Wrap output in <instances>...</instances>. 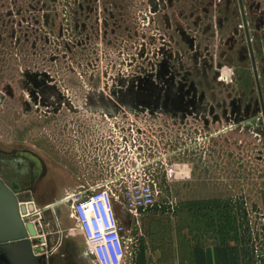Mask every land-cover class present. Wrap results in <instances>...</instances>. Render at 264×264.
<instances>
[{"label":"rangeland","instance_id":"374dc122","mask_svg":"<svg viewBox=\"0 0 264 264\" xmlns=\"http://www.w3.org/2000/svg\"><path fill=\"white\" fill-rule=\"evenodd\" d=\"M242 3L0 0V171L35 203L39 264H95L66 196L106 179L126 264H196L212 244L264 260V115L243 17L264 96V0ZM136 162L157 195L129 211L121 177Z\"/></svg>","mask_w":264,"mask_h":264},{"label":"built area","instance_id":"2783aa9c","mask_svg":"<svg viewBox=\"0 0 264 264\" xmlns=\"http://www.w3.org/2000/svg\"><path fill=\"white\" fill-rule=\"evenodd\" d=\"M125 175L128 185L122 190L121 205L129 211L151 206L156 201V181L148 171V163H129ZM67 197L76 225L83 234V254L95 264H126L131 242L125 224L115 209L116 194L110 180H102L92 188Z\"/></svg>","mask_w":264,"mask_h":264},{"label":"water","instance_id":"95a60500","mask_svg":"<svg viewBox=\"0 0 264 264\" xmlns=\"http://www.w3.org/2000/svg\"><path fill=\"white\" fill-rule=\"evenodd\" d=\"M240 3L243 9L241 0ZM251 56L264 115V96L253 50ZM29 210H35L34 204H19L16 193L0 179V261L3 264H39V256L29 239V235H37V230L33 223L25 224L22 217Z\"/></svg>","mask_w":264,"mask_h":264},{"label":"crops","instance_id":"0c3cea01","mask_svg":"<svg viewBox=\"0 0 264 264\" xmlns=\"http://www.w3.org/2000/svg\"><path fill=\"white\" fill-rule=\"evenodd\" d=\"M264 240V237H262ZM264 257V256H263ZM245 257L237 255V247L234 244H212L202 247L196 253V264H264V260L255 259V256ZM182 264H187V260Z\"/></svg>","mask_w":264,"mask_h":264},{"label":"flooded vegetation","instance_id":"af4514ba","mask_svg":"<svg viewBox=\"0 0 264 264\" xmlns=\"http://www.w3.org/2000/svg\"><path fill=\"white\" fill-rule=\"evenodd\" d=\"M242 6H243V3H242ZM242 11H243V9H242ZM243 17H244V21H245V33H246V38H247V41H248V48H249L250 57H251V60H252L251 50H253V53H254V48H253V44H252V38H251V34H250V29H249V26H248V22L245 19L244 13H243ZM14 168L16 170H21L18 166L14 167ZM1 173L2 172L0 171V175H1L0 176V179H2L16 193V195L19 197L18 193H19V191H21V188H20L19 183L17 181L9 180L8 177L6 178V175L5 174H3V173L1 174ZM0 264H3V263L0 261Z\"/></svg>","mask_w":264,"mask_h":264},{"label":"bare ground","instance_id":"6f19581e","mask_svg":"<svg viewBox=\"0 0 264 264\" xmlns=\"http://www.w3.org/2000/svg\"><path fill=\"white\" fill-rule=\"evenodd\" d=\"M18 198V197H17ZM19 201V200H18ZM22 203H25V202H21L20 203V201H19V204H22ZM29 202H26L25 204H28ZM33 204H34V207H35V203L34 202H32ZM36 211V207H35V210L33 211V212H31L30 210L28 211V213L27 214H25V215H23L22 217H23V220H24V223L25 224H27L28 222H25V218L27 217V216H29V214H31V213H34ZM35 225V224H34ZM35 228H36V230H37V226H35ZM37 234H38V231H37ZM37 236V235H36ZM30 237H35V236H30L29 235V238Z\"/></svg>","mask_w":264,"mask_h":264}]
</instances>
